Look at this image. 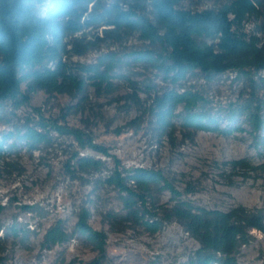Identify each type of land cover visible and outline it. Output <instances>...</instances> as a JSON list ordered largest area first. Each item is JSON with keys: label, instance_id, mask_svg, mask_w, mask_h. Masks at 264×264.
Here are the masks:
<instances>
[{"label": "rangeland", "instance_id": "1", "mask_svg": "<svg viewBox=\"0 0 264 264\" xmlns=\"http://www.w3.org/2000/svg\"><path fill=\"white\" fill-rule=\"evenodd\" d=\"M57 1L33 0L36 13L48 16ZM115 2L153 18L149 1L81 0L77 9L83 27L62 40L60 88L31 91L25 80L22 91L29 101L0 99V264H89L95 259L101 264H188L202 243L170 215L179 201L225 211L243 206L264 215V66L239 63L211 74L196 69L174 82L135 54H165L161 43H151L138 30L108 25V17L87 24ZM231 2L181 0L178 6L217 10ZM239 28L264 44L260 16L248 13ZM41 67L55 68L56 62ZM94 68L109 77L100 80ZM71 77L82 86L73 85ZM172 90L201 94L196 111L217 119L222 128L242 129L224 134L187 127L184 101L162 123L158 99ZM255 114L263 122L259 130ZM28 127L47 133L49 140L31 146L20 136ZM81 157L103 164L84 169ZM243 159L248 167L236 163ZM136 168L161 171L179 196L164 182L150 183L146 206L139 199L128 206L126 192L108 178ZM145 207V218L160 222L157 230L136 217ZM84 209L90 213L88 223L105 234L103 251L78 230ZM57 228L64 239L53 236ZM247 239L235 252L237 264H264V231L251 228Z\"/></svg>", "mask_w": 264, "mask_h": 264}, {"label": "trees", "instance_id": "2", "mask_svg": "<svg viewBox=\"0 0 264 264\" xmlns=\"http://www.w3.org/2000/svg\"><path fill=\"white\" fill-rule=\"evenodd\" d=\"M150 2L153 18L138 13L134 9H123L118 2L106 7L99 16H92L87 24L101 23L105 20L108 25L127 27L140 31L143 38L151 43H161L166 53L153 50L135 52L138 59H147L165 72L174 82H179L187 74L196 69L207 73H217L239 63H253L264 66V44L258 45L254 39L247 38L240 30V25L248 13L262 18L264 31V0H232L217 10L193 11L179 7L181 0H135ZM81 0H61L51 7L48 16H40L35 11L33 0H0V99H11L22 104L30 99V95L22 91V84L28 80L31 91L39 87L60 88L58 83L62 75L61 51L63 37L67 32L75 33L82 29L80 12L77 4ZM230 14L234 16L231 18ZM203 38L218 39L216 44L208 43ZM218 47V50L216 49ZM48 61H55L56 67H41L37 65ZM113 68V64L109 65ZM95 69V68H94ZM100 80H106L107 73L95 69ZM73 85L82 86L81 81L71 77ZM203 96L197 92L187 91L178 93L175 90L167 92L158 102L159 120L167 123L176 105L185 102L186 114L183 123L195 129L217 131L224 134L232 133L241 127L222 128L217 119L207 113L196 111L194 108ZM255 128L263 126L258 114L253 116ZM21 138L35 147L39 143L48 141L49 136L35 128L28 127L20 135ZM97 150L108 154V150L94 144ZM80 167H100L103 162L93 157H81ZM248 167V161H236ZM108 180L126 192V204L133 206L139 199L146 206L147 195L144 191L150 183L164 182L163 186L175 196L179 192L171 183L165 180L161 171L136 168L127 175L115 171ZM138 186L133 188L130 183ZM148 209L136 217L147 228L157 230L158 220L145 218ZM185 228L202 243L197 257L188 264H237L235 252L238 246L248 241L247 236L251 228L264 231V215L250 213L239 206L230 210L207 209L195 207L187 201H179L170 211ZM90 213L84 209L78 221V230L101 251L104 250L105 234L95 230L89 223ZM58 240L65 238L61 229L53 233ZM89 264H101L95 259Z\"/></svg>", "mask_w": 264, "mask_h": 264}]
</instances>
